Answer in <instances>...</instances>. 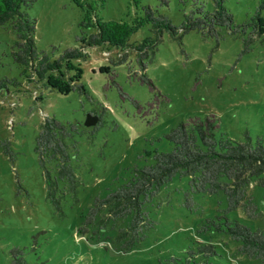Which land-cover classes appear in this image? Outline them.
Masks as SVG:
<instances>
[{"label": "rangeland", "instance_id": "1", "mask_svg": "<svg viewBox=\"0 0 264 264\" xmlns=\"http://www.w3.org/2000/svg\"><path fill=\"white\" fill-rule=\"evenodd\" d=\"M90 2L105 20L135 17L128 0ZM200 4L214 9L213 0H142L141 6L167 17L177 34L158 35L151 25L140 28L130 44L156 40L141 57L135 50L118 55L88 49L86 60L66 62L67 72L60 81L52 78V86L14 60L16 36L0 28V264L14 259L24 264H167L171 258L196 264L205 245L216 250L208 258L211 264H264L238 254L239 243L225 233L203 230L210 219L264 229V188L258 180L248 188V198L262 212L257 219L242 207L228 211L224 194L198 193L190 177L177 175L146 202L144 212L153 225L133 250L125 252L114 241L129 219L112 223L100 238L77 234L96 198L152 164L154 152L172 151L166 135L180 123L209 120L217 137L264 145V41L226 29L220 30L221 38L198 30L183 34L185 15ZM225 6L237 25L257 9L264 15V0H226ZM27 13L36 20L38 53L58 59L79 46L84 11L72 0H37ZM74 85L82 91L72 90ZM89 115L99 118L97 125H85ZM46 117L78 128L77 148L70 151L78 178L75 192L58 177L57 162L42 164L35 151ZM49 177L57 179V204L48 195Z\"/></svg>", "mask_w": 264, "mask_h": 264}, {"label": "trees", "instance_id": "2", "mask_svg": "<svg viewBox=\"0 0 264 264\" xmlns=\"http://www.w3.org/2000/svg\"><path fill=\"white\" fill-rule=\"evenodd\" d=\"M142 0H128L135 8V17L122 20H105L100 17L95 5L90 0H72L84 11L80 27L81 35L77 37L79 46L66 50L58 59L47 53H38L35 44L36 20L31 18L27 10L37 0H0V28L10 29L16 36L13 57L31 70L40 81L51 79L60 81L61 73L66 71L69 60H86L88 49H102L109 53L129 54L137 51L139 57L148 49L156 46V40L146 38L138 45L130 44L131 37L142 27L151 25L160 35L163 31L177 34L167 17L157 14L150 6H141ZM214 9L206 10L203 4L193 8L185 15L181 32L191 30L205 32L210 36L221 38V29H226L236 36L248 34L261 37L264 41V15L257 9L255 14L241 25H237L233 16L225 6L226 0H213ZM264 8V7H263ZM141 10V14L137 13ZM85 30H93L86 33ZM113 63V61H110ZM124 62L120 60L117 63ZM33 81V77L29 78ZM46 84V83H45ZM47 85V84H46ZM82 87L74 85L72 90ZM215 124L194 122L191 125L180 123L172 128L166 138L173 145L169 153L154 152V162L141 169H135L133 177L126 183L110 192L104 198H96L88 208L77 234L84 236L91 232L93 237L100 238L106 234L112 223L129 219L126 227L119 228L114 239L123 251L129 252L146 237L147 230L152 227L144 206L158 191L170 183L177 175L191 178L192 188L198 193L224 194L228 211L242 207L248 217L257 219L262 215L250 197L248 188L253 181H260L264 188V145L260 140L253 144L250 140L238 143L231 139L217 137ZM78 128L74 124H64L53 117H46L36 137L35 151L41 163L46 160L56 161L58 177L75 192L78 178L71 165V149H76L74 140ZM57 179L49 177L48 195L57 204L55 191ZM264 202V195H263ZM223 232L239 243L237 253L264 262V229L252 230L237 221L226 219L223 223L207 220L203 230ZM203 257L200 263L211 264L208 258L216 255L213 245H205L199 249ZM179 260L171 258L167 264H179ZM11 264H24L14 259Z\"/></svg>", "mask_w": 264, "mask_h": 264}, {"label": "water", "instance_id": "3", "mask_svg": "<svg viewBox=\"0 0 264 264\" xmlns=\"http://www.w3.org/2000/svg\"><path fill=\"white\" fill-rule=\"evenodd\" d=\"M99 121V118L97 116H91L89 115L87 120H86V123L85 125L87 127H92V126H95L97 125V122Z\"/></svg>", "mask_w": 264, "mask_h": 264}]
</instances>
